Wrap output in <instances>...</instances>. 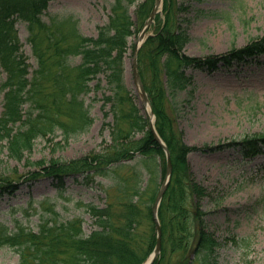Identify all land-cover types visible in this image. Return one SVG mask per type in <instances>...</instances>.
Wrapping results in <instances>:
<instances>
[{"label": "trees", "instance_id": "trees-1", "mask_svg": "<svg viewBox=\"0 0 264 264\" xmlns=\"http://www.w3.org/2000/svg\"><path fill=\"white\" fill-rule=\"evenodd\" d=\"M50 1L0 0V67L5 73L0 86L5 93L0 153L7 149L10 159L36 168L30 176L52 179L60 189L69 177H80L86 183L103 177L109 181L103 186L106 203L103 208L83 205L96 226L90 235L85 234L81 217L63 220L51 211L52 219L42 218L37 231L20 225L14 230L0 226V247L14 249L18 264H142L156 244L153 205L165 176V154L125 86L124 61L128 40L144 24L154 0L138 5L136 22L129 9L137 0H115L108 23L98 28L96 37L82 34L70 17L45 21ZM183 11L186 7L177 0H164L154 35L138 57L156 130L173 161L172 180L159 209L162 253L154 264H213L216 242L205 231L200 210L206 193L188 165V155L198 148L183 141L173 114L174 95L191 82L187 68L212 70L219 62L227 67L245 63L248 57L264 53V37L227 56L188 57L183 49L191 38L181 26ZM18 21L26 24L37 62L32 75L16 29ZM102 77L110 92L104 106L111 105L114 120L108 124L111 138L106 149L72 161L51 158L30 163L27 155L37 139L53 140L61 131L68 141L90 131L94 120L86 97L102 89ZM243 143L242 150L264 148V135ZM131 161L134 165L128 164ZM17 182L0 176V194H13Z\"/></svg>", "mask_w": 264, "mask_h": 264}, {"label": "rangeland", "instance_id": "rangeland-1", "mask_svg": "<svg viewBox=\"0 0 264 264\" xmlns=\"http://www.w3.org/2000/svg\"><path fill=\"white\" fill-rule=\"evenodd\" d=\"M114 2L51 0L43 18L47 22L53 17L73 18L82 34L95 37L98 28L108 23ZM177 2L188 6L182 14L192 37L184 49L188 55H222L264 37V0ZM135 8L136 4L131 6L132 14ZM16 28L32 72L37 62L27 41L26 25L19 21ZM138 34L129 40L125 84L141 107L132 73L133 47ZM186 73L193 80L174 95L177 104L173 114L183 141L198 148L188 155V165L196 182L206 191L200 209L206 232L217 241L218 259L214 264H264V151L242 150L243 141L264 135V54L229 69L190 68ZM4 78L0 67V86ZM106 85L102 77V89L86 97L94 119L90 131L68 141L63 140L61 131L53 140L37 139L27 155L30 163L51 158L72 161L106 149L110 143L108 124L114 122L111 105L104 106L105 96L110 93ZM4 94L0 91V117ZM141 110L144 114L145 109ZM233 142H242V146L226 147ZM35 169L26 161L10 159L7 149L0 153V176L18 180L15 193L0 194V226L14 230L20 225L37 231L42 218L52 219L51 211H55L63 220L81 217L85 234L89 235L95 225L83 205L90 203L103 208L106 203L103 186L109 181L95 176L86 183L80 177H69L64 189H60L51 179L30 176L29 172ZM18 263L19 255L14 249L0 247V264Z\"/></svg>", "mask_w": 264, "mask_h": 264}, {"label": "water", "instance_id": "water-1", "mask_svg": "<svg viewBox=\"0 0 264 264\" xmlns=\"http://www.w3.org/2000/svg\"><path fill=\"white\" fill-rule=\"evenodd\" d=\"M161 3H162V0H156L155 1V6H154L153 10L151 11V14L149 16V19L147 20V22L145 24V27H144V29L142 31V33L139 36V40H138V43H137V45L135 47V53H134V58H133V73H134V77H135V83L137 85V88H138V90L140 92V95L142 97V100H143V103H144L145 106L146 105H149L150 103H149V99H148L147 93H146V91L144 89V86H143L141 77H140L139 72H138L137 55L139 53V50H140L143 42L145 41V33H146V30L153 23L154 18L156 16V14L158 13V10H159V8L161 6ZM151 129L154 132L156 139L161 143V145L165 149V152H166V155H167V172H166L167 176H166L165 182L161 186V189L159 191V194H158V197L156 199V203H155L154 209H153L154 216H155L156 223H157V234H158V238H157L156 249L154 251V257L147 264H152L154 262L155 258L161 252V228H160V225H159V221H158L157 214H158L159 205H160V203L162 201V198H163V196H164V194H165V192L167 190V187H168V184H169L171 175H172V162H171L170 153H169L168 149L166 148V146L158 138V136H157V134L155 132V128H154V126H153L152 123H151Z\"/></svg>", "mask_w": 264, "mask_h": 264}, {"label": "bare ground", "instance_id": "bare-ground-1", "mask_svg": "<svg viewBox=\"0 0 264 264\" xmlns=\"http://www.w3.org/2000/svg\"><path fill=\"white\" fill-rule=\"evenodd\" d=\"M145 111L149 112V111H150V108H149V107H147V108L145 109Z\"/></svg>", "mask_w": 264, "mask_h": 264}]
</instances>
